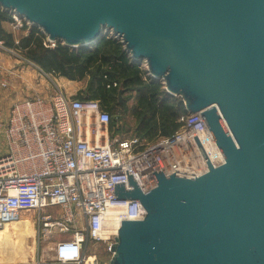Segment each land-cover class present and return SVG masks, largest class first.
Instances as JSON below:
<instances>
[{
	"label": "water",
	"instance_id": "95a60500",
	"mask_svg": "<svg viewBox=\"0 0 264 264\" xmlns=\"http://www.w3.org/2000/svg\"><path fill=\"white\" fill-rule=\"evenodd\" d=\"M50 41L92 45L109 34L188 113L200 112L222 153L200 175L153 171L141 220H121L108 264H264V0H0ZM122 91L119 100H122Z\"/></svg>",
	"mask_w": 264,
	"mask_h": 264
},
{
	"label": "built area",
	"instance_id": "2783aa9c",
	"mask_svg": "<svg viewBox=\"0 0 264 264\" xmlns=\"http://www.w3.org/2000/svg\"><path fill=\"white\" fill-rule=\"evenodd\" d=\"M11 15L15 28L30 27L24 18ZM44 36V44L54 47L56 42ZM0 47L41 75H52L20 49L1 43ZM4 73L0 60V85L6 88L9 80ZM177 121L180 126L172 135L148 141L112 135L109 112L98 100L74 98L60 85L49 95L19 99L7 118L0 113L6 146L0 154V229L25 217L32 221L35 241L53 245V264H108L121 220H141L145 215L138 200L115 198V183L131 188L127 174L132 173L146 192L156 186L154 170L200 175L207 170V161L214 165L224 161L200 112H187ZM181 152L205 159L206 168L198 173L191 165L183 169L175 160ZM99 243H105L110 253L106 262L93 250ZM21 264L41 260L38 256Z\"/></svg>",
	"mask_w": 264,
	"mask_h": 264
},
{
	"label": "trees",
	"instance_id": "16d2710c",
	"mask_svg": "<svg viewBox=\"0 0 264 264\" xmlns=\"http://www.w3.org/2000/svg\"><path fill=\"white\" fill-rule=\"evenodd\" d=\"M12 19L10 12L0 8V43L20 49L26 59L46 73L84 82L74 98L98 100L109 112L112 135L119 133L113 117L115 108L131 112L136 121L134 135L141 139L170 136L180 126L178 117L187 113L181 97L168 93L164 83L150 76L142 62L133 60L116 37L106 34L91 46L70 47L57 41L49 47L40 29L31 25L23 28L27 34L15 43L3 27V22ZM133 96L135 103L129 109L127 101Z\"/></svg>",
	"mask_w": 264,
	"mask_h": 264
},
{
	"label": "rangeland",
	"instance_id": "374dc122",
	"mask_svg": "<svg viewBox=\"0 0 264 264\" xmlns=\"http://www.w3.org/2000/svg\"><path fill=\"white\" fill-rule=\"evenodd\" d=\"M8 53L13 55L9 51ZM16 58L23 61L17 56ZM142 63L144 66V62ZM33 70L35 81L32 90L30 89V92H28L29 95H35V93L49 95L56 90V85H60L61 87L63 86L59 77L54 75L46 77L41 75L36 68H33ZM31 91L33 92L31 93ZM24 96H27V92ZM134 103L135 98L133 96L127 101L129 109ZM113 117L116 123L115 127L119 129L118 134L120 137H129L135 134L136 121L130 111L124 112L121 110V108H115L113 111ZM3 149L4 147L2 148V146H0V154L4 153ZM30 218L33 219V217ZM24 219L25 217H22V219L19 221L20 225L24 223ZM32 229L33 226L30 224L26 230L27 242L25 247L20 242H18L17 230L14 229L13 223L6 225L4 230H0V264H21L32 261L38 256L41 260V264H53L50 260L53 256V245L48 243H37L35 241L34 234L30 232ZM93 250L96 252L97 257L101 262H106L108 260L110 253L107 251V245L105 243L96 244L93 246Z\"/></svg>",
	"mask_w": 264,
	"mask_h": 264
},
{
	"label": "crops",
	"instance_id": "0c3cea01",
	"mask_svg": "<svg viewBox=\"0 0 264 264\" xmlns=\"http://www.w3.org/2000/svg\"><path fill=\"white\" fill-rule=\"evenodd\" d=\"M3 27L12 34L15 43H18L21 37L27 34V30L16 29L11 22H3ZM0 59L6 73H4V76L9 80L8 87L4 88L0 85V113L4 118H7L10 108L16 101L31 96L28 92L33 88L35 75L33 68L28 63L10 55L6 49L1 47ZM59 79L62 81L65 92L72 97H75L84 88V82L82 81L68 80L63 77H59ZM26 92L27 96H24ZM0 146L4 147L3 151H6L2 134H0Z\"/></svg>",
	"mask_w": 264,
	"mask_h": 264
},
{
	"label": "bare ground",
	"instance_id": "6f19581e",
	"mask_svg": "<svg viewBox=\"0 0 264 264\" xmlns=\"http://www.w3.org/2000/svg\"><path fill=\"white\" fill-rule=\"evenodd\" d=\"M185 147H186V145H185ZM179 155L180 156L178 158H175V160L177 161V163H179V165L182 164L183 169H187L188 165H191L190 167L194 171L202 172V170L206 168V160L201 159L200 156H198V155H195V154L190 153V152H188V154L186 156H185L184 152H181ZM18 224H19V222H14L13 227L15 230H17L18 242H20L25 247L26 242H27L26 230L30 226V224H32V221H31V219H26L22 225H20V224L18 225ZM4 228H1L0 230H4ZM30 232H32L34 234V229H32V231H30ZM18 242H17V244H18Z\"/></svg>",
	"mask_w": 264,
	"mask_h": 264
}]
</instances>
